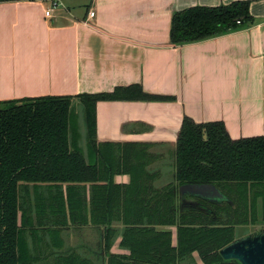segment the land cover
<instances>
[{
	"label": "trees",
	"instance_id": "1",
	"mask_svg": "<svg viewBox=\"0 0 264 264\" xmlns=\"http://www.w3.org/2000/svg\"><path fill=\"white\" fill-rule=\"evenodd\" d=\"M6 1L17 0H0ZM250 6L251 0H235L178 10L172 17L171 42L192 43L247 28L254 22ZM75 98L84 110L87 139L97 156L94 162H88L76 144L80 133L73 122ZM173 99L131 84L76 97L49 95L0 101V264H44L48 249H53L49 243L35 253L42 242L40 236L46 235L51 242L50 234L64 232L69 221L101 230V251L107 254V264H196L194 253L203 264H227L220 249L249 231L237 233L234 225L239 223L235 216L240 213V204L223 188L233 191L240 187V200L250 201L249 222L264 225V135L234 139L222 121L198 123L185 116L176 144L177 185L155 188L151 195L145 181L135 179L145 167L139 163L141 148L131 150L97 141L99 101ZM131 154L137 160L132 161ZM116 173L131 174L130 184H116ZM28 184L51 192L32 198ZM63 184H67L66 195ZM185 184H216L227 195L226 200L219 204L202 200L204 208L184 202L179 188ZM139 186L143 190L138 194L133 189ZM138 205L156 211L134 218L139 212L131 209ZM120 206L124 211H117ZM223 211H228V216ZM116 219L124 224L122 229L112 226ZM57 221L64 226L55 225ZM156 225H176L177 244H173L171 230L157 229ZM118 236L127 254L110 251ZM55 254L54 264H95L92 257L74 248Z\"/></svg>",
	"mask_w": 264,
	"mask_h": 264
},
{
	"label": "crops",
	"instance_id": "2",
	"mask_svg": "<svg viewBox=\"0 0 264 264\" xmlns=\"http://www.w3.org/2000/svg\"><path fill=\"white\" fill-rule=\"evenodd\" d=\"M233 1L58 0L51 16H46L52 7L47 0L0 2V101L76 97L131 84L172 96L169 101H99L97 141L141 148L139 163L145 167L135 179L145 181L149 195L155 188L177 185L176 144L185 116L198 123L222 121L234 139L264 135V0H251L254 22L247 28L181 45L170 38L174 12ZM85 149L87 161H97L88 139ZM113 179L128 185L132 175L116 173ZM210 185L218 192L179 188L180 196L203 208L202 200H226L221 186ZM142 190L133 189L138 194ZM131 211L140 218L156 210L138 205ZM112 226L122 229L124 224L116 219ZM155 227L171 230L177 244L176 225ZM121 239H115L112 253H128ZM101 256L107 260L106 253L101 251Z\"/></svg>",
	"mask_w": 264,
	"mask_h": 264
},
{
	"label": "rangeland",
	"instance_id": "3",
	"mask_svg": "<svg viewBox=\"0 0 264 264\" xmlns=\"http://www.w3.org/2000/svg\"><path fill=\"white\" fill-rule=\"evenodd\" d=\"M73 122L75 123V125H77V127L79 129V133H80V136L78 138V142H76V141L75 142L77 145H81V147H83L82 149H83L84 153H86L85 148H86V144H87V135H86L87 128H86V122H85V118H84V110H83V107H82V105L78 99L74 100ZM26 188H27V191H29L32 198H35L36 194H38L40 196H45L46 193L50 194V192H51L50 190H48V188H46L44 186H39L38 188L34 187V184H28ZM223 189H225L223 191H226L228 194L231 193L230 195L233 198H235L237 201L236 204H240L239 205V207H240L239 212L240 213L238 216H235L236 220L239 223L234 225L236 231H238L237 233L240 235L244 234L245 231H249V233H252V232L262 228L261 223H251V222H249V219L246 217L247 213L249 212L248 204L250 203V201L248 200V202H247L244 199L240 200V187L235 188V190H233V191H231L229 188H223ZM63 191H64V194L66 195V193H65L66 188L63 187ZM21 193L23 194L24 190H22ZM23 196L24 195H22V197ZM231 205L235 206L234 203ZM33 210L35 211V207H33ZM67 211H69V209H67ZM78 212L80 213V211H78ZM227 212L228 211H223L221 213L224 216H228ZM230 212L231 211H229V213ZM33 215L35 216L36 212H33ZM59 219H62V217H60ZM68 223H70V221ZM71 224H72L71 229H67L62 233L61 232L51 233L50 234L51 242H48L46 240V235L42 234L40 236L42 238V242L36 246L35 250L33 249L34 252L38 254L40 252L41 247L47 248L49 243L52 244V249H53V251H49V249H48L47 254H49V256L47 258L44 256V258H46V259L43 261V263L44 264H54L53 260L56 258L55 252L57 253V252L61 251V249H63V248L66 249L69 247V248L77 249L78 252L82 255L92 257L95 264H107V260L106 259L102 260L103 257L99 255V253L102 249L101 230L98 227L93 226L91 224L87 225L88 223L75 224V223L71 222ZM55 225L64 226V225H61L60 222H58V221L55 222ZM63 241H64V243H63ZM113 241H115V238ZM110 251L111 252L114 251L112 246H111ZM197 261L198 262L196 264H203V262L200 259H198ZM231 263L240 264L238 261L228 260L227 264H231Z\"/></svg>",
	"mask_w": 264,
	"mask_h": 264
},
{
	"label": "water",
	"instance_id": "4",
	"mask_svg": "<svg viewBox=\"0 0 264 264\" xmlns=\"http://www.w3.org/2000/svg\"><path fill=\"white\" fill-rule=\"evenodd\" d=\"M201 185V184H200ZM214 186L202 184H187L180 187V191L192 190L206 194L214 190ZM215 193L218 192L215 189ZM220 254L225 260H236L240 264H264V228L240 236L220 249Z\"/></svg>",
	"mask_w": 264,
	"mask_h": 264
},
{
	"label": "built area",
	"instance_id": "5",
	"mask_svg": "<svg viewBox=\"0 0 264 264\" xmlns=\"http://www.w3.org/2000/svg\"><path fill=\"white\" fill-rule=\"evenodd\" d=\"M58 0L56 1H51L52 7L46 10V16H51V13L53 11V8L57 5ZM94 12H91L90 15H94Z\"/></svg>",
	"mask_w": 264,
	"mask_h": 264
},
{
	"label": "flooded vegetation",
	"instance_id": "6",
	"mask_svg": "<svg viewBox=\"0 0 264 264\" xmlns=\"http://www.w3.org/2000/svg\"><path fill=\"white\" fill-rule=\"evenodd\" d=\"M232 264V263H231Z\"/></svg>",
	"mask_w": 264,
	"mask_h": 264
}]
</instances>
